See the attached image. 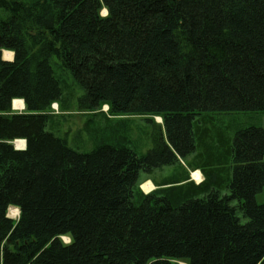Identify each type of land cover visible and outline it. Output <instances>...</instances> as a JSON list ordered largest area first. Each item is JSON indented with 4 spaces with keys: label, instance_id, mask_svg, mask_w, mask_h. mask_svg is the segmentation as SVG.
<instances>
[{
    "label": "trees",
    "instance_id": "trees-1",
    "mask_svg": "<svg viewBox=\"0 0 264 264\" xmlns=\"http://www.w3.org/2000/svg\"><path fill=\"white\" fill-rule=\"evenodd\" d=\"M241 112L264 113V0H0V264H264V128L202 115ZM106 114L150 116L146 153ZM191 155L200 183L139 189Z\"/></svg>",
    "mask_w": 264,
    "mask_h": 264
},
{
    "label": "rangeland",
    "instance_id": "rangeland-1",
    "mask_svg": "<svg viewBox=\"0 0 264 264\" xmlns=\"http://www.w3.org/2000/svg\"><path fill=\"white\" fill-rule=\"evenodd\" d=\"M101 15H105V9L101 10ZM11 52L3 51L2 57L4 59H11L12 57ZM14 102V101H13ZM20 108L22 106L20 105H14L12 106V110L14 112H21ZM70 112H64L66 115L65 118L58 116L60 109L58 108L57 103H53L51 105V110L54 111L55 119L59 122L58 129L62 134H65L67 137V143L70 147L76 149V150H88L90 149L92 145V139L89 137L86 131L83 130V125L87 116L89 114L82 113L77 111L74 102H70ZM101 110L103 112L108 111L107 105H103L101 107ZM71 113V114H70ZM70 114V115H69ZM203 117L209 119L211 124H209V127H215V129H219L222 132H226L230 137L234 135V133L242 128L249 127V126H262L264 128V113L262 112H241V113H203ZM58 116V118L56 117ZM106 119L108 121H111L112 123H116L119 121H122L125 124L126 129V138L128 139L129 145L134 148L139 153H146V151L151 147V141H150V133L152 131V125L151 123H148L146 121V118H150V116H136V115H130V116H111L109 114L105 115ZM155 124H161V120L159 117H152ZM105 119L100 120L102 124L101 128V135L103 136L104 130H106L108 127L111 126L109 123H105ZM106 120V122H108ZM92 123H95L94 121ZM99 123V122H97ZM129 127V129L127 128ZM80 131L81 134L78 135L77 132ZM79 132V133H80ZM63 136V135H62ZM17 147V146H16ZM18 148V147H17ZM198 163L201 164L202 160L199 159L197 161L196 159L192 158L191 156H188L187 158H183V160H179L178 163H175L173 165H167L160 168L155 169L151 174H145L143 172L140 173L139 179H138V187L143 193H150L154 189L161 187V185L164 183V181H167L168 178H181L182 176H189V180L197 183L200 179H195L193 176L195 172L191 175V167L189 166L190 163ZM204 165V164H203ZM205 168H209L208 165H204ZM198 172V171H196ZM199 173V172H198ZM200 178L203 179L202 172L199 173ZM194 178V179H193ZM146 182H149L152 184V188L145 191L143 188V184ZM257 201L258 202H264V193L257 195ZM17 208L15 207H9L7 211V216L12 219H17L19 216L18 213H15ZM64 242H68V237L62 238ZM183 264V263H181Z\"/></svg>",
    "mask_w": 264,
    "mask_h": 264
},
{
    "label": "bare ground",
    "instance_id": "bare-ground-1",
    "mask_svg": "<svg viewBox=\"0 0 264 264\" xmlns=\"http://www.w3.org/2000/svg\"><path fill=\"white\" fill-rule=\"evenodd\" d=\"M10 57H12L11 55H10ZM14 102H12L14 105H21V106H23V102L21 101V100H19V99H15V100H13ZM23 145H24V141H22V140H18V141H16V146L20 149V148H22L23 147ZM194 177H195V179H200V175H199V173L198 172H195L194 173V175H193ZM143 186V188H144V190L145 191H147V190H149V189H151L152 188V184L151 183H149V182H146L145 184H143L142 185ZM15 213H18V209L15 211ZM183 264H185V263H183Z\"/></svg>",
    "mask_w": 264,
    "mask_h": 264
},
{
    "label": "water",
    "instance_id": "water-1",
    "mask_svg": "<svg viewBox=\"0 0 264 264\" xmlns=\"http://www.w3.org/2000/svg\"><path fill=\"white\" fill-rule=\"evenodd\" d=\"M14 144V143H13ZM24 144H25V140H24ZM15 148L16 149H19V148H17L16 146H15ZM24 148H25V145H24ZM24 148H20V149H24ZM19 211V210H18Z\"/></svg>",
    "mask_w": 264,
    "mask_h": 264
},
{
    "label": "crops",
    "instance_id": "crops-1",
    "mask_svg": "<svg viewBox=\"0 0 264 264\" xmlns=\"http://www.w3.org/2000/svg\"><path fill=\"white\" fill-rule=\"evenodd\" d=\"M196 171H198V170H196Z\"/></svg>",
    "mask_w": 264,
    "mask_h": 264
}]
</instances>
